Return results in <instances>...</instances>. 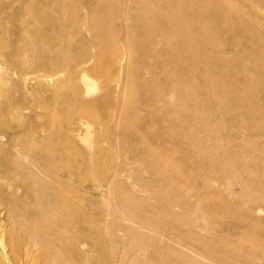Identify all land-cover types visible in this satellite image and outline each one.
Instances as JSON below:
<instances>
[{
	"label": "bare ground",
	"instance_id": "6f19581e",
	"mask_svg": "<svg viewBox=\"0 0 264 264\" xmlns=\"http://www.w3.org/2000/svg\"><path fill=\"white\" fill-rule=\"evenodd\" d=\"M157 1L161 4H152L153 2L147 4L144 0L146 6L152 4L148 9L146 7L145 10L157 11L158 6H161L163 11L173 0ZM258 1L261 2V0ZM189 2L191 1L189 0L188 3ZM219 2L224 3L226 1L196 0V4H200L199 8H201V4H219ZM178 3H180V1L177 2V4ZM183 5L180 9H182ZM35 6L33 7L32 4L15 6V8L19 9V12L21 10L23 14H30L29 17L25 16L30 19L29 21H24V19L26 20L28 18L22 19V26L16 34L17 44L11 51L8 52V47L2 45L0 42L2 48V51L0 49V54L3 52L0 57L6 61L5 65H0V264H76L75 255L77 253L88 256L92 254L93 248L86 246L85 238L87 234L85 230H80L78 228V222L74 218V200L71 186L69 185L70 182L61 181L55 164L60 162L63 158H71L74 139L78 137L83 140V137L87 135L86 132L89 130V121L97 119L100 106L109 94L107 91L108 89L105 90L103 88L106 84L102 85L103 87L98 86L101 83L95 85L92 79H90L89 72L95 71L90 64L92 57L90 60L88 59L76 64L73 60L64 57L65 55L61 52L62 50L59 49L61 39L58 36L57 30L54 28L52 29V27L51 30L49 29L50 31L48 33L51 34H49V38L52 37L53 41L51 40V42H49L46 38L47 34L44 31L45 24L46 28H49V25L55 26V24H59L63 18L62 12L66 7L65 4H36ZM170 6H172V3L169 5V10L172 11ZM184 6L187 7L186 4ZM175 7L177 11L179 7L177 5ZM193 7L195 9L190 11L191 15L195 13V11L199 12V8L196 9L195 0ZM82 10H85L82 17H86V15H88L87 12L90 10V6H85ZM92 10H94V8ZM145 10L144 13H146ZM186 10L187 8L184 11L185 16L182 18L183 10H180L181 12H176V14L179 13L178 15H181L180 17L178 16L181 19H178L182 20V23H184V21L188 22L186 19L188 18L189 11L187 10L188 12L186 13ZM98 11L100 10L98 9ZM118 11L117 17L119 19L120 15L124 16V12L122 13L123 10L120 8ZM162 11L160 10L158 13L161 14ZM212 12L214 14L218 13L216 10H212ZM237 12L242 22L245 21L247 25L246 29L243 31L245 33L246 42L242 50L244 54H247L250 59L254 61L253 64L256 67L253 72H250L251 74L246 79L242 78L245 80V83L247 84L248 82V84L241 89L244 90L245 93L247 91L254 95L245 100L239 99V104L237 105L246 107L254 115L264 118V60H258L260 57L264 58V20L257 19L244 10H238ZM147 13L150 12L148 11ZM165 13L169 15V11L163 12L164 15ZM220 14L218 15L220 16ZM92 15H94V13ZM152 15L155 14L152 13ZM195 15L196 13L193 14V18H196V16L198 17V14ZM145 16L142 15L144 18ZM159 16L151 17L150 20L146 19L149 20V24L152 26V28L150 26L151 30L149 29V33L153 31L157 36L155 37L156 39L152 38L155 39V41L150 40L149 37L148 39L151 42H148V39L144 42V45L147 44L146 42L149 43L146 47L149 51L151 50V63H144L145 61L143 58L146 55V47L142 49V46L140 48L144 53H139L138 58H140V60L143 59V61L141 60V62H138L135 56L137 49L130 44L129 35L122 31V26L117 27L118 29L116 28L115 31L120 30L125 34L124 39L129 43L127 42L128 45L126 44L127 46L124 50L118 49L120 54L118 58L116 57L117 61L115 62L117 65V73L114 78L108 80L107 85L117 90L119 97L122 96V98H124L126 95V100L128 101L127 108L129 109L132 107L130 101L132 96H134L137 90H140L142 106L146 108L152 116H158L157 118H160L158 120L165 123L164 126L161 127L160 132L173 140V145L180 154L184 153V147L189 143L190 146L200 152L199 155L205 160L207 172L209 174L227 180L231 177L239 182L242 190L240 204H224L226 209L225 214L230 218L241 221V223L239 222L241 228L249 235H254L256 234V230L259 231L260 224L254 222L258 214L257 212L260 211L259 205L264 207V182H260L259 184L258 180H256L258 178H264V131L261 134L263 137L261 141L244 139L242 143V145L245 146L250 145L255 147V152L253 151L254 153L252 155L258 161L255 167V170H258L257 175L252 174L253 170L246 167L241 170V174H245V178H242L240 174H231L228 176L225 172V167L228 163H218L217 156L213 157L211 151H204L205 141L209 139L208 136L217 134L214 132L213 127L217 129L218 125H215L216 122L210 123L202 119L203 103H201V94H198L201 89V82L196 83L197 78H194V76L197 72L199 73L203 66V62L201 61L202 51L204 50L203 40L208 38L205 41L208 40L207 43H212L213 37L207 33V36L206 34L204 36L205 39L202 40L204 34H202V30L200 32L198 28L200 27L199 25H202L201 23L203 21L200 22L198 17L195 19L199 21L197 22L198 27L195 26L197 27L195 29H193V26L191 27L192 29H190V26H187L189 23L182 24L183 39L176 43L175 40L179 41V39L177 38V40L175 35L170 37V34H173L174 32L172 31L176 30L177 23H174L175 27L171 25L172 23H169L168 16ZM201 17L202 16H200V19H203ZM193 18L192 20L194 21ZM146 20L145 23H147ZM93 22V25H95L94 27L96 28L97 26L98 28L100 25L99 19H94ZM106 25H108V23ZM146 27L147 29L149 28L148 26ZM107 29V26H105L104 30H102L105 32ZM131 35L130 33V36ZM166 35H169L168 39H174L175 43H171V39L169 42L164 41L163 39H165L164 37ZM150 36H152V34ZM207 43L206 47L208 46ZM115 48H119V46ZM114 50L117 51L116 49ZM99 52L97 54H99ZM110 55L112 56V54ZM63 65H65V68H62ZM158 70H160V72ZM195 71V74L192 73ZM96 72L99 71L96 70ZM189 74L191 75L188 76ZM197 76L199 77L200 75ZM226 79L227 78L224 80L223 78L218 81L217 78L211 76L210 81L208 80L211 84H215L217 80L218 92H216V99L214 100L218 101L216 106L219 109L220 115L226 114L227 110L225 103L226 100H228V94H230H227V89L232 82ZM95 80H97V78ZM242 82L244 83V81ZM243 83H241L242 86H245ZM233 87L232 89H234ZM137 94H139V92H137ZM125 110L124 107L121 106L113 109L116 126L121 123V115H123L122 113ZM75 114H77L76 118H74ZM124 114H126V111ZM124 116L125 115H123V117ZM7 117L18 121H24L26 118L33 119L41 126L36 131L32 132L31 139L24 144L21 140L20 133L12 131L7 134L2 131V129H5V125L2 126V119ZM220 126L222 127V124H220ZM82 130L85 132L83 135H81ZM58 132H62L65 136L66 148L64 150L54 147V135ZM204 133L206 134L205 139L202 138V134ZM87 137L88 136H86V138ZM89 138H91L90 135ZM87 139L85 140L88 141ZM86 141L85 143H87ZM171 143L170 141V144ZM146 158L150 159V157ZM181 161L174 160L168 163L163 159L162 163L168 166L170 174L168 172L166 175V169L164 170L166 171L164 173L165 175L159 173L160 171H155V173L151 175L152 178L149 177L148 181L141 182L150 189L154 198L161 201L160 205H154L157 207L156 211H149V207H146L147 205L145 206L143 204V206H141L142 203H138L140 205L134 211L128 212L126 215L124 213L125 217L124 219L122 218L123 220H121V223L124 222L129 226L127 227L129 228V234L127 235L125 232L124 235L127 236L123 235V237L130 239L129 247L127 248V253L130 255L127 254L125 250L123 251L129 256L128 261L132 264H187L189 263L187 261H191V264H229V261L233 262L230 256L224 254L220 257V261L212 259L209 263H202V260H199L200 257L198 258V255H196L197 253H193L194 250L192 252L193 254L189 250L190 254L187 253L186 250H182L185 249L186 246L184 248L180 247L181 249L178 247L183 246L181 243L176 242L178 243V246H176V244L174 245L172 242H169L170 236L168 237L165 233L172 229L173 235H175L176 232L180 238L192 242L198 248L204 244L202 236L195 232L197 220L195 222L196 217H194L196 213L201 214L203 212L202 209L195 208V204L193 206L190 203L191 200H188L191 188L187 187L179 179L180 176L184 174ZM229 166L231 167V163H229L228 167ZM158 177L164 178L170 188L167 186L166 188L164 186L160 187L161 183L158 186L157 181L159 183V180H156ZM113 178L114 175L110 178V182L102 191L107 193L110 188L112 189L111 184ZM134 182L136 183V181ZM137 184L139 185L140 183L137 182ZM120 193V195L127 197L129 201H133V198L136 197L132 195L131 198L129 194L122 191ZM154 202L157 203L156 201ZM154 206L151 205L150 207L152 208ZM112 207L113 206H111V208ZM115 207L113 208L115 209ZM239 208L241 210L240 212L237 211ZM177 209H180L179 212ZM110 212L111 211H106L103 220L95 231L97 232V239L100 240L99 245H102L104 241H113L118 238L122 229L115 226L114 223H116L117 218L109 214ZM141 213H144L146 217L149 215V218L151 217L152 219H149V221H145V219L139 220L138 215ZM110 215H112V218ZM203 215L205 214L203 213ZM159 216H163V219L167 217L165 220L168 221L164 222L163 220L161 221L163 222L162 225H157L154 219ZM123 229L121 232H124ZM170 235L172 234L170 233ZM241 240L244 241L245 239L241 238L227 243L225 242L226 240L222 241L218 239L214 241V244L225 242V246L230 249L241 250V252H243L242 261H244L245 264H254L256 262L253 260L256 256L255 250L261 251V258H264V239L260 240L253 237L250 240L248 239L247 242L245 241L246 246L243 245ZM165 241V247L171 251L170 254L165 252L167 255L161 250L159 251V248H162L161 244L165 243ZM175 241H177V239ZM148 244L149 246L155 245V248L158 246L159 256L152 259L151 257L150 259H145V256L143 257L146 253L144 251H139L144 250L143 248ZM159 245H161V247H159ZM121 253L123 255V252ZM121 257L122 256L119 258ZM122 259L124 261V258ZM204 261L206 260L204 259ZM130 262L127 263L131 264ZM116 264L122 263L118 262Z\"/></svg>",
	"mask_w": 264,
	"mask_h": 264
},
{
	"label": "rangeland",
	"instance_id": "374dc122",
	"mask_svg": "<svg viewBox=\"0 0 264 264\" xmlns=\"http://www.w3.org/2000/svg\"><path fill=\"white\" fill-rule=\"evenodd\" d=\"M145 1L147 4L151 2H153L152 4L159 3L157 0ZM179 1L181 4L182 2L184 5L186 4L187 7L182 4L184 9L183 7L182 9H180L182 5L180 3H178L180 5L177 4V2ZM188 1L189 0H185V2L184 0H173L171 2L172 6H170L173 12L169 10V5H171V3L168 4V7L163 11L161 6H158V8L160 7L161 9H159L162 11L160 14L158 13L160 11L158 8L157 11H146V7L148 9L152 4L146 6L144 0H0V42L2 45L8 47V52L11 51V49H13V47L17 44L16 34L19 28H21L22 26V19L28 18L30 16V14L28 15L26 13H24V15L23 11L21 10L19 12V9L15 8V6L32 4V6L34 7L36 4H65L66 7L62 12L63 18L61 19V22L59 24H55V26L49 25V28H46L45 24L44 31L47 34V40L49 42H51L52 40V37L49 38L51 34L48 33L52 27V29L54 28L55 30H57L58 36L61 39L59 43L61 46L59 45V49L62 50L60 51L65 55L64 57L73 60V62H75L76 64H79L88 59L90 60L92 57L90 64L93 66L95 71L89 72L90 79H92L95 85L101 83L98 86L106 84L104 85L105 87H102L105 90L108 89L107 91L109 95H107L103 102L105 104L102 103V107L100 106L101 110L99 109L98 111L97 119L94 121H89V130L86 132L87 135L83 137V140L78 137L74 139V142L72 143L73 151L71 158H63L60 162L55 164L56 170H58L57 172L60 176L61 181H66L67 183L70 182L69 185L71 186L72 196L74 200V218L78 222V228L80 230H85V233L87 234V237L85 238L86 246L93 248L92 254L88 256H83L80 253H77L75 255L76 264H116L118 262H121L122 264H128L130 262L128 261L129 256L127 255L129 254L127 253V248L129 247L130 239L128 238V240L127 237H123L125 232L127 235L129 234V228H127L129 226H127V224H125L124 222L121 223V220H123L125 217L124 213L126 215L128 212L134 211L137 207H139L140 204L138 203H142L141 206H143V204L145 206L147 205L146 207H149V211H156V206L161 204V201L154 198L150 189L147 188L145 184L143 185L141 182L148 181L149 177L152 178L151 175H153L155 171H160L159 173L161 174H164L167 171L166 175L168 172L170 174L168 166H165V164L162 163L163 159L166 160L168 163L174 160L181 161L182 159L181 162L184 174L180 176L179 179L187 187L191 188V191L188 196V200H191L190 203L193 206L195 204V208L197 207V209H202V212L205 214L203 215V213H198L200 214L198 215L196 213L194 216L196 217L195 222L197 220L195 232L202 236L204 240V244L203 246H201L202 248H198L192 242L180 238V236L175 231L174 232L176 236L173 235V231H171L172 229L168 230L165 233L168 237L170 236L169 242H172L174 245L176 244V246H178V243H181L183 246H178L179 248H184L186 246L185 249L182 250H186L187 253H192L194 250L193 253H197L196 255H198V258L202 257L201 259L199 258L200 261L202 260V263H209L212 261V259H217V261H220V257L224 254H227L233 259V262H228L229 264H245V262L242 261L243 252H241V250L239 249H230L229 247L225 246V242H233L243 238L245 240L241 241L243 242V245L246 246L247 240H250L253 237H256L260 240L264 239L263 206L259 205L260 211L257 212L258 214L255 217L256 219L254 220L255 223L260 224L258 229L260 231V234L259 231L256 230V234L249 235L245 232L244 229L241 228V221H237L236 219L230 218L228 215L225 214L226 209L224 207V204H240L242 190L237 180L232 179L231 177H229L228 180L222 179L215 175L209 174L207 172L205 160H203L202 157H200L199 155L200 152L197 151V149H194V147L190 146L189 143H187L186 146L184 145V153L180 154L177 148L173 145V140L167 135L161 134L160 132L161 127L164 126L165 123L158 120L160 119L157 118L158 116H152L149 111L142 106L140 90H137L136 93H134V96H132L130 100L132 107L129 109L127 108L128 101L126 100V95L124 96V98H122V96L119 97L117 94V90L107 85L108 80L114 78L117 73V65L115 62L117 61V58L120 54L119 50H124L125 47L128 45V41L126 42V39H124V33L129 35L130 44H132V46L137 49L135 56L138 62H141V60L143 61L144 59V63H151V50L149 51L146 45L148 46V42H151L150 40L155 41V37H157L153 31L152 32L154 34L152 32L149 33L152 28V26L149 24V20L151 19V17L153 18L159 15V17H162L161 15L166 16L168 13H165L164 15L163 12L169 11V15H167L169 23H172L171 25L177 23V27L174 25L177 31L172 29V32L174 33L170 34V37H173L175 35L176 39H179V41L175 40L176 43L180 42L183 39L182 24L189 23L187 24V26H190V29H192L191 27L193 26V29H195L198 27L197 22L203 21L204 23L202 22V25H199L200 27L198 29H200V32L202 30V34H204L202 37H204L205 34L207 36V33L212 35L213 42L207 43L208 40H205L208 38H202V40L205 39L203 40L204 50L202 51L201 57V61L203 62L201 63L203 64V66L202 69H200L199 73L197 72L198 74L196 73V71L192 73L200 75L199 77L196 74L195 76L197 77H195L194 75L193 76L194 78H197L196 83L201 82V89L199 88L200 92L197 93L199 95L201 94V103H203L202 119L209 121L210 123L216 122L215 125H218L217 129L213 127L214 132L217 133L215 134L216 136H208L209 139L205 141L203 149L206 152L211 151L213 157L217 156L218 163H228V165L229 163H231V167H228V165L225 167V172L228 176L231 174H240L242 178H245L246 176L245 174H241V170L246 167L253 170L252 174L257 175L258 170L256 171L255 167L258 161L252 155L255 152V147L250 145L245 146L242 145V143L244 139L253 141H261L263 139L261 134L264 131V118L258 115H254L246 107H241L237 105L239 104V99L245 100L248 99V97L254 95L251 92L247 91L245 93V91L241 89L246 87V85L248 84V82L246 81V84L245 80L243 79H246L251 74L250 72H253V70L256 68L253 64L254 61H252L247 54H244V51L242 50V47L246 42L245 33L243 31L246 29L247 25L245 21L242 22V19L239 17L237 11L244 10L245 12L250 13L257 19L264 20V0H261V2L258 0H225L226 2H219V4H201V8H199L200 4H196L195 0L196 9L199 8V12L195 11L196 15L198 14L199 21L195 20L198 18L196 15V18H193V14L195 13H193L192 15L190 14V11H193V9H195V6L193 7L194 0H190L191 2L189 3ZM176 5L179 7V9H177L178 12L180 10H183L182 16L178 15L179 13L176 14ZM202 5L203 7L205 5L206 6L203 8ZM85 6H90V10L89 12H87L88 15H86V17H82L83 12H85V10L82 9ZM142 7L144 8L146 13L148 11L150 13H147L148 15L144 13ZM91 8H94V10H92ZM119 8L123 10L122 13L124 12V16L126 18L123 15H120L118 19L117 16ZM186 8L189 11L188 18L186 19L188 20V22L184 21V23H182V20L179 19L185 16L184 11ZM98 9L101 12L98 11ZM173 9L175 10V13ZM187 10L186 13L188 12ZM212 10H216L218 11V13L214 14ZM93 13L94 15H92ZM152 13L155 15H152ZM218 14H220V16ZM142 15H144L145 18L142 17ZM178 16H181V18H179ZM200 16H202L201 18L203 19H200ZM191 17L194 19V21ZM29 19L30 18L26 20L24 19V21H29ZM94 19H99L100 21V25L98 28L97 26L95 28V25H93ZM144 19H149L146 20L148 24L145 23ZM105 23H108V25H106ZM105 26H107L108 29L104 32L103 30ZM119 26H122V31H124V33L120 30L115 31L116 28ZM146 26H148L149 28L147 29ZM145 30L148 31L146 32ZM130 33L132 34L131 36ZM149 34L155 36L152 37ZM149 37L150 40L148 39ZM164 38L165 39L163 40L166 42H169L171 39H168L169 35H166ZM147 39L148 42H146L147 44L145 43L146 45H144V42L147 41ZM170 42L175 43L174 39H171ZM206 43L208 44L207 47ZM117 46H119V48H115ZM140 47L142 49H145L146 47L147 49H145V57L141 60L140 58H138L139 53L141 54V52H143V50L141 51ZM0 49L2 51L1 45ZM114 49H116L117 51H115ZM98 52L99 54H97ZM1 54H3V52H1ZM110 54H112V56ZM258 60L263 61L264 58L260 57ZM5 64L6 61L0 57V65L2 66ZM62 68H65V65H63ZM96 70L99 72H96ZM158 71L160 72V70ZM190 75L191 74H189L188 76ZM211 76L217 78L218 81L222 80L223 78L224 80L225 78H227L229 79V81H232V84H234L232 85L230 83V87L227 89V94H230H228V100H226L225 103L227 110L226 114L220 115L219 109L216 106L218 101L214 99H216L215 94L216 92H218V83H216V80L215 84H211L209 82ZM96 78L97 80H95ZM242 81H244L245 84ZM241 83H243V85L245 86H242ZM231 86H235L233 87L234 89H232ZM229 89L231 90V92ZM137 92H139V94H137ZM119 106L124 107V110L126 108L125 111L127 115L124 114L125 111H123L122 114L125 116L123 117V115H121V123L116 126L115 114L113 109ZM76 117L77 114L74 115V118ZM9 119L10 118L8 117L2 119V126L5 125V129H2V131L7 134L11 133L12 131L20 133L21 140L24 144H26L31 139L32 132L36 131L41 126L37 121L33 119L26 118L24 121ZM220 124H222V127L220 126ZM84 133V130H82L81 135H83ZM89 135L91 136V138H89ZM86 136H88L87 138H89L90 140L87 139ZM205 137L206 134H202V138L205 139ZM84 138L88 141H86ZM85 141L88 144L85 143ZM170 141L172 142L171 144ZM53 144L56 149L64 150L66 148L65 136L62 132H58L54 135ZM144 154H146L147 156ZM146 157H150V159ZM165 169L166 171H164ZM114 172H117V175ZM112 174L114 175L111 184L112 189L110 188L109 191L105 193V191L102 190H104L105 186L108 185V183L110 182V178H112L113 176ZM160 177L156 179L159 180V183L157 181L158 186L161 183L160 187L164 186L166 188L167 186L168 188H170L169 184L166 183V180ZM256 180H258L259 184L260 182H264V178H258ZM134 181H136V183ZM137 182L140 183L142 186L140 184L138 185ZM97 189L100 191H98ZM121 191L129 194L131 198L132 195L133 197H136L133 198V201H129L127 197L120 195ZM107 196H110L111 198ZM154 201H156L157 203H155ZM150 204L152 206L156 204L157 205L151 208ZM111 206L115 207V209L113 207L111 208ZM179 210L177 209L178 212ZM106 211H111L109 214H112L114 215V217L117 218L116 223H114L115 226L120 229L124 228V232H121V229L118 238L113 241H104L102 246L99 245L100 240L97 239V232L95 231L103 220ZM237 211L240 212V208ZM112 215H110L111 218ZM139 215L141 219L139 218ZM139 215V220L145 219V221H149V219H152L151 217L149 218V215L147 216V218L144 213H141ZM156 219H154V222L157 225H162L163 222L161 221L163 220L164 222L168 221L165 220L167 219V217L163 219V216H159L158 218L156 217ZM200 221H202L203 224ZM170 233L172 235H170ZM176 239L177 241H175ZM218 239L226 241L224 243L219 242L218 244H214V241ZM161 245L162 248H159V251L161 250L163 253L166 252L170 254L171 251H169V249L165 247L166 241ZM161 245H159V247H161ZM145 247L143 248L144 250L139 251H144L146 253V255H143V257L145 256V259H150V257L152 259L156 256H159L158 246L155 248V245L149 246L148 244ZM123 250H125L127 254ZM111 252L113 256L111 255ZM121 252H123V255ZM166 253L165 255H167ZM255 253L257 257L255 256L253 260H255L256 262H253H255L256 264H263L264 258H261V251L259 252V250H255ZM124 254L125 257L127 255L126 258L124 257ZM120 256L122 257L119 258ZM122 258H124V261ZM204 259L206 261H204ZM187 262L191 264V261Z\"/></svg>",
	"mask_w": 264,
	"mask_h": 264
}]
</instances>
